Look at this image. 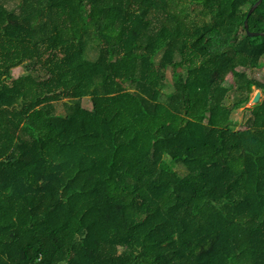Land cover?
<instances>
[{
  "label": "trees",
  "instance_id": "16d2710c",
  "mask_svg": "<svg viewBox=\"0 0 264 264\" xmlns=\"http://www.w3.org/2000/svg\"><path fill=\"white\" fill-rule=\"evenodd\" d=\"M256 1L0 0V264H264Z\"/></svg>",
  "mask_w": 264,
  "mask_h": 264
},
{
  "label": "rangeland",
  "instance_id": "374dc122",
  "mask_svg": "<svg viewBox=\"0 0 264 264\" xmlns=\"http://www.w3.org/2000/svg\"><path fill=\"white\" fill-rule=\"evenodd\" d=\"M194 18V17H193ZM199 19V18H198ZM95 54H93L92 56H94ZM24 68L22 67V69H16L15 70V76H18L20 74H22L24 72ZM248 75L250 77H253L261 82H264V66L260 67V68H254V69H244ZM170 74L171 73H168V78H170ZM227 83H232V85H234V78L232 77V75H229L228 77V80H227ZM232 92H235L236 89L234 86H232ZM257 91H260V89H257V88H252L251 92H250V100L252 99L253 95L257 92ZM262 98V94H261V91H260V98H259V101L261 100ZM91 99L89 97H85L83 99V105L85 107H90L91 106ZM252 106V103L251 101H249L247 104H245L244 106L238 108V109H235L233 111V114H232V117L234 119H236L239 123H238V126L237 128L239 129H243L247 126V119L248 117L250 116V112L247 110L248 107H251ZM66 105L61 102V103H58L57 104V111H60L59 113L61 112H66Z\"/></svg>",
  "mask_w": 264,
  "mask_h": 264
},
{
  "label": "water",
  "instance_id": "95a60500",
  "mask_svg": "<svg viewBox=\"0 0 264 264\" xmlns=\"http://www.w3.org/2000/svg\"><path fill=\"white\" fill-rule=\"evenodd\" d=\"M262 0H257L250 8V11L248 13L247 19L245 21V30L248 34L249 37H254V36H262L264 37V33H258V32H251L249 29V24H248V17L250 16V14H252V12L257 8V6L261 3ZM260 98V91H257L252 99L250 100L252 105L256 104L259 101Z\"/></svg>",
  "mask_w": 264,
  "mask_h": 264
}]
</instances>
